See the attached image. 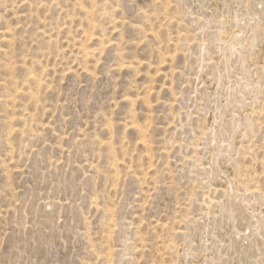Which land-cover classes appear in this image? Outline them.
<instances>
[{
	"label": "rangeland",
	"instance_id": "1",
	"mask_svg": "<svg viewBox=\"0 0 264 264\" xmlns=\"http://www.w3.org/2000/svg\"><path fill=\"white\" fill-rule=\"evenodd\" d=\"M0 264H264V0H0Z\"/></svg>",
	"mask_w": 264,
	"mask_h": 264
}]
</instances>
